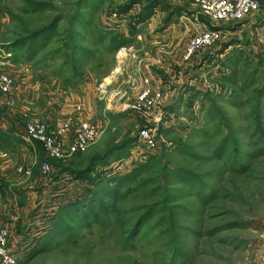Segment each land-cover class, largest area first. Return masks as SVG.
<instances>
[{"label": "rangeland", "instance_id": "obj_1", "mask_svg": "<svg viewBox=\"0 0 264 264\" xmlns=\"http://www.w3.org/2000/svg\"><path fill=\"white\" fill-rule=\"evenodd\" d=\"M128 1L0 0V56L1 51L10 54L6 60L0 57V71L6 73L9 59L37 64L41 55L35 59L21 47L22 53L15 56L3 47L14 46L19 38L61 16L58 28L48 32L49 39H40L39 45L44 54L51 49L59 50L60 57L69 54L64 62L74 72L73 81L63 79V84L82 90L73 116L88 118L101 131L87 150L60 159L49 158L39 144L34 158L27 150L12 152L15 158L21 154L22 164H29L27 159L32 158L33 175L44 176L39 167L49 163L51 186L61 170L58 165L85 168L91 156L136 139L138 131L152 123L144 111L134 107L141 84H130L131 70L136 73L138 65L149 64L156 83L167 92L155 113L160 117L156 145L137 147L133 143L121 148L89 174L92 186L116 176L122 179L119 200L105 198V210L96 211L88 222L76 227L53 255L30 262H24L23 256L18 264H264V96H258L264 71L250 89L241 87L245 74L255 66L264 67V6L239 21L215 22L200 12L194 0H159L154 7L155 14L159 13L154 27L146 23L153 13L133 36L134 21L148 0L122 13ZM77 12L79 18L71 20ZM169 25L165 37H143L139 43L134 39L142 30L157 33ZM205 28L221 30L220 39L183 61L189 39ZM99 30L111 32L108 39L99 40L95 34ZM132 36L130 43L113 49L120 38ZM73 48L78 50L76 59ZM88 49L95 56L89 58ZM82 50L88 52L83 56ZM27 55L30 60L23 59ZM159 58L165 59L163 63H153ZM46 69L33 66L30 79L51 83L50 74L56 69ZM232 75L238 77L235 86ZM10 76L14 86L12 94L4 98L8 108L15 105L6 103L7 98L15 97L16 78ZM59 82L46 87L44 96L61 90L62 80ZM91 98L95 118L84 115L82 101L90 103ZM43 110L47 116V104ZM33 120L42 119L33 115L24 119V134L27 122ZM74 180L76 198L87 190L83 183H91L85 180L78 185L81 181ZM48 194L52 198V191ZM46 198H42V206L50 199Z\"/></svg>", "mask_w": 264, "mask_h": 264}, {"label": "crops", "instance_id": "obj_2", "mask_svg": "<svg viewBox=\"0 0 264 264\" xmlns=\"http://www.w3.org/2000/svg\"><path fill=\"white\" fill-rule=\"evenodd\" d=\"M155 12L156 10L153 12V17L146 22L149 23L147 24L148 27L151 24L154 27L155 22L158 20V12L156 14ZM140 27L139 25L138 29ZM171 27L169 25L162 32L157 33L153 29L148 28L146 32L142 30L137 33V38L135 37L134 39L139 43L143 37L149 40L155 37H165V35H169L168 30ZM165 50L164 48L163 53H167ZM155 59L153 63L160 64L165 60L163 58ZM8 62L9 64L4 69L6 73L8 72V75L12 74L16 78V87L13 93L15 97L12 98L15 103L14 107L8 108L5 105L4 97L0 96V228H9L10 247L18 254V260L24 256V262H27V257L34 248L37 239L48 229L53 214L60 205L73 197L75 193L74 187L77 185V182L72 177L67 176L66 173H56L52 181L53 185L51 186L48 181L52 180V178L48 179L50 175L41 176L32 174V176H26L17 171L21 165L31 167V162H33L31 160L34 158L32 156L37 153L35 145L38 146L37 142H30L26 139L24 129H22L24 119L26 120L27 117L33 115L41 117L42 120H46L49 123H55L56 120H63L73 115V106L80 98L77 94L82 92V90L78 91L73 90L71 87H66L63 84V76L58 75L57 72L50 74L51 79L48 81L51 83H45L43 81L33 82L34 80L30 79L33 77L30 74L33 66L36 68L38 66H44L45 69L47 67L48 69L54 70L56 69L54 63H49V65L32 64L30 62H18V60L12 61V59H9ZM137 68L138 72L136 73L134 69L130 71L132 73L128 76L130 84L133 85L136 81L137 84H140L143 77H149L152 81V86H159L161 88L165 99L167 93L164 89L165 87L161 83H156L155 74L150 69L149 64H145L143 67L138 65ZM29 79L30 83L28 84L27 81ZM60 80H62V89H56L55 93L51 92L48 98L44 96V93L48 92L44 89ZM26 82L27 84H25ZM92 91H89L88 97H91ZM109 101H111V98ZM82 102L85 109L84 115H87L89 118H95L96 116L92 114V110L94 109L92 98L90 101L88 99L90 103H87V100ZM44 104H47V107L50 109L47 116L43 110ZM33 110H37V112ZM22 150L30 152L32 158L27 159L26 162L29 164H22L20 162L22 160L20 153L17 155V158L14 155L12 157V152H21ZM56 163H58L57 160L55 161ZM79 183L81 182H78V185ZM38 188H41L42 191H39ZM50 188H53V190H50ZM50 191H52V198L48 194ZM46 195L50 199L47 204L45 202L42 206L41 200L43 198V201H46Z\"/></svg>", "mask_w": 264, "mask_h": 264}, {"label": "built area", "instance_id": "obj_3", "mask_svg": "<svg viewBox=\"0 0 264 264\" xmlns=\"http://www.w3.org/2000/svg\"><path fill=\"white\" fill-rule=\"evenodd\" d=\"M200 12L215 22H230L244 19L247 15L259 11L264 6V0H194ZM221 37V30L205 28L197 35L191 37L182 54L183 61H189L196 52L212 45ZM1 60L10 57L9 53L1 51ZM141 89L138 102L134 106L137 110L144 111L149 120V126L142 127L134 142L137 147L156 145L155 131L160 117H156L160 111L164 97L161 88L152 86L149 77L140 81ZM14 86L13 78L0 71V95L6 98L12 94ZM7 105L13 106V100L7 98ZM79 108V107H78ZM81 109V108H79ZM153 125V126H150ZM74 126L76 128H74ZM101 131L98 126L89 119H78L71 115L55 123L44 120H33L25 126V137L30 142H37L49 158L60 159L76 153L84 152L97 139ZM72 135L69 140L68 136ZM40 173L47 176L51 172L49 163H42ZM17 171L26 176H32V167L19 166ZM10 230L8 227L0 228V264H18V256L12 250L9 243Z\"/></svg>", "mask_w": 264, "mask_h": 264}, {"label": "trees", "instance_id": "obj_4", "mask_svg": "<svg viewBox=\"0 0 264 264\" xmlns=\"http://www.w3.org/2000/svg\"><path fill=\"white\" fill-rule=\"evenodd\" d=\"M142 1L143 0H129L123 6V10H121V12L122 13L129 12L138 3ZM159 2H160L159 0H148L147 5L143 7L140 15L134 21L135 24L134 26H132V31H131L133 36L136 33L134 31L138 29L137 26L145 22L147 19L151 17V15L154 12V7L159 5ZM78 12L77 14L71 17L72 18L71 20H75L79 18ZM170 15L171 14H169V16ZM61 18H62L61 16L54 18L53 21L46 27L40 30H37L36 32L32 33L29 36L19 38L18 41L13 42L14 46L6 45L5 47H3L4 50L12 51L14 55L16 56V55H19L18 53H22L23 50H21L22 49L21 47L26 48L29 50V54L31 56H34L35 59L39 55L42 56L40 59H38L37 63L49 65V63L52 62L56 66L55 67L56 70L53 71L54 73L57 72L58 75L63 76V78L66 79L65 80L66 82L73 81L72 80L73 78L71 76L74 74V72L70 67H68L65 64L66 60L69 58V54H66V56L60 57L59 55L60 52L59 50H56V49L47 50V53L44 54L43 47L39 45L40 39L42 38L49 39L50 35L48 34V32L50 31L54 32V30L58 28ZM167 20H169V18ZM110 33L111 32H108V31L104 32L102 30H99L95 34L96 36L99 37V40L103 41L104 39H108V36ZM47 34L49 36H46ZM75 34L72 35L71 37L73 38ZM44 35L45 37H43ZM133 36L131 38H128V37H124L122 39L120 38L119 42L114 43L113 49L118 48L119 46L126 45L127 43H130L133 40ZM36 45L39 47H37ZM12 47H13V50H12ZM73 51L75 54V56L73 57L74 59H76V55H77L76 53L78 50L73 48ZM88 51H89V54H91L89 55V58H91L92 56H95L94 54H92L93 53L92 51H90L89 49ZM88 51L82 50V52H79V53L83 55L85 52H88ZM30 58L31 57L27 55L23 59L30 60ZM58 58H62V59H58ZM49 59H51V61H48ZM70 70L72 71L69 72ZM263 71H264V67L262 65L255 66V68L251 71L250 74H247V75L245 74V77L242 80L243 84L241 87L250 89L252 85L256 82V78L260 76L261 74H263ZM230 77H231L230 80L232 81V84L235 86L238 83L237 75H232ZM258 96L261 99L264 96V86L261 88ZM227 140L228 138L226 139V141ZM135 141H136L135 138H131L121 145H114V146L109 147L101 155L96 154V155L91 156L90 162L85 168L73 170L69 167L66 168V167L58 165L57 166L58 169H61L60 172L58 173L59 174L69 173L70 175H72L73 179L74 178L78 179L79 181H81V183L84 182L85 180L88 181L90 180L88 178L89 174L94 171L95 165L100 164L102 160H105L111 154L118 151L119 149L124 148V147H130V145H132ZM121 180L122 179L116 176V177L109 178L107 182L105 183L103 182L102 184H99L98 186H95V185L92 186L91 180L89 182L91 184L83 183V186L87 185L86 187L87 190L84 193H82L79 197L75 198L74 196L73 198L69 199L68 201H66L65 203L59 206L57 211L51 217L48 229L40 238L37 239L34 245V248L32 249L31 253L27 257V262L33 261L39 257H43L44 255L49 256V255H53L54 253H56L60 245L67 242L66 239L68 235H72L76 227L82 226L84 225V223L88 222L95 215L96 211L102 210V209L105 210V207H104V205H106L104 204L106 203L105 198L109 200H113V201H118L120 198V190L118 186ZM147 215H148V212L139 219V222L138 221L135 222L136 224L134 223L133 226L136 227L137 225H139V223Z\"/></svg>", "mask_w": 264, "mask_h": 264}]
</instances>
